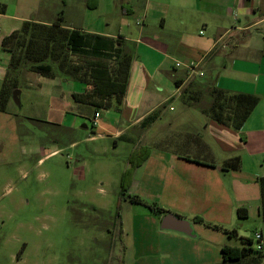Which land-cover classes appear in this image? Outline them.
Wrapping results in <instances>:
<instances>
[{
	"label": "crops",
	"instance_id": "0c3cea01",
	"mask_svg": "<svg viewBox=\"0 0 264 264\" xmlns=\"http://www.w3.org/2000/svg\"><path fill=\"white\" fill-rule=\"evenodd\" d=\"M58 2L46 6L0 0V8L4 6L0 12V89L12 59L3 40L16 34L17 42L20 33L21 42L24 24L38 25L44 38L37 36L40 40L28 55L42 60L19 67L15 77L19 99L23 87L42 94L48 106L64 109L56 123L70 115L75 127L90 128L91 135L84 138L87 143L131 147L126 169L132 153L149 149L129 183H165L162 189L167 199L161 203L166 209L186 217L200 215L209 223L238 231L243 224L237 221L241 219L236 211L245 208L244 220L263 224L258 232L264 234L257 181L264 177V31L260 30L264 0ZM116 15H133L135 24L120 20L117 28ZM53 26L67 35H84L89 51L75 52L65 39H45ZM16 42L17 57L24 48ZM112 49H116V59L108 55ZM121 57L128 61V72L118 97L112 82L121 73ZM190 63L196 67L189 72ZM30 65H48L49 74L35 72ZM212 86L228 95L259 98L240 130L218 124L206 114ZM95 113L99 114L96 120ZM234 157L240 159L239 169L223 170L222 164ZM219 203L227 207L228 217L218 213ZM177 236L186 242L185 235ZM191 247L196 264L219 263L211 258L208 246ZM262 255L264 261V247Z\"/></svg>",
	"mask_w": 264,
	"mask_h": 264
},
{
	"label": "rangeland",
	"instance_id": "374dc122",
	"mask_svg": "<svg viewBox=\"0 0 264 264\" xmlns=\"http://www.w3.org/2000/svg\"><path fill=\"white\" fill-rule=\"evenodd\" d=\"M116 16L117 28L120 20L135 24L133 15ZM260 28L264 31V24ZM20 66L6 70L15 78ZM22 92L19 105L10 97V107L0 109V264H196L191 245L199 243L210 248L218 264H258L252 254L223 263L220 247L241 246V237L252 239L256 247L254 233L263 224L237 220L243 224L237 229L240 235L229 238L206 226L218 225L215 221L166 209L161 203L167 199L165 183H122L131 147L85 142L90 128L75 127L70 115L56 123L62 107L48 106L42 94L24 87ZM133 195L188 220L196 238L185 235L183 242L177 236L181 234L162 230L165 214L132 203ZM218 206V213L228 217L227 207Z\"/></svg>",
	"mask_w": 264,
	"mask_h": 264
},
{
	"label": "trees",
	"instance_id": "16d2710c",
	"mask_svg": "<svg viewBox=\"0 0 264 264\" xmlns=\"http://www.w3.org/2000/svg\"><path fill=\"white\" fill-rule=\"evenodd\" d=\"M4 6L0 8V12H3ZM61 18L57 19V25H60ZM38 25L34 23H25L24 26L21 29V33L23 32L24 37L22 41L20 42L21 34L19 33V38L17 39V42L15 40V35L13 34L3 40L2 46L3 48H10L12 51V59L9 64L10 71L12 69H16L21 64H30L33 62H41V58L38 60L31 59V55L28 53L32 50V48L36 47L38 44V40L44 38L42 37L44 33L42 32V28H37ZM39 36V37H37ZM17 37V36H16ZM75 37V38H74ZM97 38V37H96ZM47 40H58L63 41L64 39L68 41V47H70L73 51L79 52V50L83 51H89V49L83 44L85 36L81 35L78 32H71L70 34H66V32L57 26L50 27L48 29V33L45 37ZM15 42L17 43L18 47L24 48V52L15 55V49L13 48V45L15 46ZM76 44V45H74ZM77 48V49H75ZM116 49H112V51L108 54L109 56L113 58H117L116 56ZM123 61L121 73L119 77L114 80L113 86L114 91L117 92L118 97H121L123 94V90L125 87L126 82V74L128 72V61L126 63V58L121 57ZM126 59V60H125ZM31 70L35 72H40L42 74L48 75L50 67L48 65H37L33 66L30 65ZM117 87V88H116ZM17 83L14 78V76L10 75V72L6 74V77L4 79L2 88L0 90V109L4 110L10 101L11 92L17 89ZM209 96L211 97V103L209 106L205 109L206 114L215 122L218 124H221L223 126L232 128L236 131L240 130V128L243 126L244 122L250 115L253 108L257 105L259 98L254 95H246V94H233L228 95L224 91H222L219 88H216L215 86L210 87L209 89ZM149 154V149L147 148H139L134 153H132L129 156V167L126 169V173L122 177V183H129L134 170L141 165L143 160L147 157ZM223 170H238L240 167V159L238 157L231 158L227 161H225L222 164ZM259 188H260V206H259V214L264 222V177L257 178ZM130 201L134 204L143 205L146 206L150 211L156 212V213H164L166 214L167 211L159 208L154 205H148L145 203L142 199H140L138 196H129ZM237 217L239 219H244L247 217V209L245 208H238L236 211ZM197 223H203L202 219L200 217H195L193 219ZM207 227H210L214 230H220L224 234H226L229 238L231 237H237V231L236 230H228L225 229L219 225H210L207 224ZM241 246L239 247H231V246H223L221 248V258L223 263H229V262H237L248 255H254L256 256L258 260V264H262V252L256 250L255 247H252L253 240L250 238H243L240 239Z\"/></svg>",
	"mask_w": 264,
	"mask_h": 264
},
{
	"label": "water",
	"instance_id": "95a60500",
	"mask_svg": "<svg viewBox=\"0 0 264 264\" xmlns=\"http://www.w3.org/2000/svg\"><path fill=\"white\" fill-rule=\"evenodd\" d=\"M11 97L16 105L20 104L19 91H14ZM160 228L165 231L180 233L188 237H195L191 223L188 220L180 218L172 213H167L162 217L160 220Z\"/></svg>",
	"mask_w": 264,
	"mask_h": 264
},
{
	"label": "built area",
	"instance_id": "2783aa9c",
	"mask_svg": "<svg viewBox=\"0 0 264 264\" xmlns=\"http://www.w3.org/2000/svg\"><path fill=\"white\" fill-rule=\"evenodd\" d=\"M179 64H177L178 66ZM195 64L190 63L188 66H186L187 70L194 71L195 70ZM202 75V73H200ZM99 114L95 113L94 119L96 120L98 118ZM254 241L256 243V250L263 252V247H264V234L262 232H255L254 233Z\"/></svg>",
	"mask_w": 264,
	"mask_h": 264
}]
</instances>
